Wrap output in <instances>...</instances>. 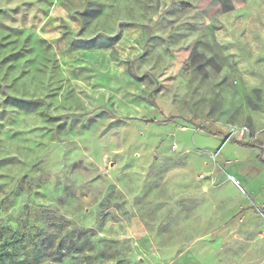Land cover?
I'll return each instance as SVG.
<instances>
[{
  "label": "rangeland",
  "instance_id": "obj_1",
  "mask_svg": "<svg viewBox=\"0 0 264 264\" xmlns=\"http://www.w3.org/2000/svg\"><path fill=\"white\" fill-rule=\"evenodd\" d=\"M261 1L0 0V264L226 255L218 213L231 237L254 203L211 208L264 112Z\"/></svg>",
  "mask_w": 264,
  "mask_h": 264
},
{
  "label": "crops",
  "instance_id": "obj_2",
  "mask_svg": "<svg viewBox=\"0 0 264 264\" xmlns=\"http://www.w3.org/2000/svg\"><path fill=\"white\" fill-rule=\"evenodd\" d=\"M257 8L264 10V0L260 2ZM249 22L252 26L255 25V29L261 35H264V12L263 16L254 17ZM255 50V56L264 57L263 49L257 50L255 48ZM261 73L263 75L261 88L264 97V60ZM253 120V132L250 133V137L242 138V135L237 134L238 141L252 150L250 158H242L240 160L241 166L237 175L242 179L243 186H240V189L236 188L235 184L230 182L227 177L223 183H229V186L236 191L238 196L233 199L228 197L227 199H222V201L216 199L211 208L212 211L216 209L217 206L215 204L219 202L222 205L226 202V208L236 207L243 200L253 201L254 203L253 207L239 205L243 210L239 222L246 225L239 230H234L231 237L226 236L223 232L221 224L226 213L223 209L218 213L214 231L209 235V244L206 246L209 248L210 254L212 253L213 255L215 250L220 248L218 251L224 252L226 258L232 257L233 264H250L251 262H254L253 264H264V112L256 114ZM229 177L233 179V176L230 175ZM212 214H216V211L212 212ZM249 238L253 239V241L249 240ZM200 244L202 245V243ZM198 245H194L192 248V253L195 255L194 257L198 264H213L216 260L218 264H221L220 258L224 256L220 257L215 254L205 257L201 254L203 251H196ZM227 253H230V255ZM227 260L229 261L230 259Z\"/></svg>",
  "mask_w": 264,
  "mask_h": 264
},
{
  "label": "trees",
  "instance_id": "obj_3",
  "mask_svg": "<svg viewBox=\"0 0 264 264\" xmlns=\"http://www.w3.org/2000/svg\"><path fill=\"white\" fill-rule=\"evenodd\" d=\"M233 8V5L232 4H230V6H228L227 8H226V10L227 9H232ZM167 104H169L170 105V107H171V104L170 103H168V102H166ZM166 103L165 102H162V101H157V104L160 106V104H165L166 105ZM161 112H163V110L161 109ZM230 139H234V137L233 136H230ZM22 238V237H21ZM20 238V239H21ZM5 240L4 241H2V240H0V259H2V257H3V255H7V254H10V251L7 249L6 250V248L4 247L5 246V244L7 243V242H5L6 241V238H4Z\"/></svg>",
  "mask_w": 264,
  "mask_h": 264
}]
</instances>
